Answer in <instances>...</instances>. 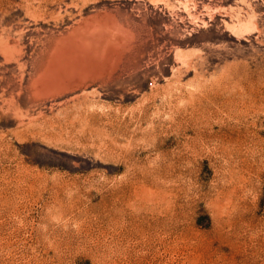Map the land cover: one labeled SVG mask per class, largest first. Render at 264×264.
I'll return each mask as SVG.
<instances>
[{"label": "rangeland", "instance_id": "374dc122", "mask_svg": "<svg viewBox=\"0 0 264 264\" xmlns=\"http://www.w3.org/2000/svg\"><path fill=\"white\" fill-rule=\"evenodd\" d=\"M93 20L136 46L36 91ZM263 95L264 0H0V264H264Z\"/></svg>", "mask_w": 264, "mask_h": 264}, {"label": "bare ground", "instance_id": "6f19581e", "mask_svg": "<svg viewBox=\"0 0 264 264\" xmlns=\"http://www.w3.org/2000/svg\"><path fill=\"white\" fill-rule=\"evenodd\" d=\"M45 3V2H44ZM54 3V2H53ZM75 4V3H74ZM46 5V4H45ZM20 6V5H19ZM34 7V6H33ZM37 15V14H36ZM40 16V15H39ZM112 18V17H111ZM105 19V18H104ZM36 20V19H35ZM44 20V19H43ZM109 20H111L109 18ZM113 20V19H112ZM115 22V23H114ZM114 25L117 24L115 19ZM83 23V22H82ZM113 23L111 25H113ZM110 25V24H109ZM105 20L102 23L97 21H88L84 23L83 30L75 32L72 36L68 37L66 41L58 43L60 44L55 51L51 54L47 61L44 72L40 75L39 79L34 83V88L40 93L46 94H58L70 89L75 81H82L88 76V72L101 73V70L91 69L88 70V65L92 63V60H98L106 63V60H110L114 55L122 53L124 49H131L134 45L135 34L129 30H123L114 26H109ZM106 29H104V27ZM103 27V28H102ZM119 27V26H118ZM121 27V25H120ZM123 27V26H122ZM81 28V27H80ZM17 40V39H16ZM136 40V39H135ZM19 42V41H18ZM16 43V42H15ZM14 44V43H13ZM103 48V49H101ZM130 52V51H129ZM134 52V51H133ZM183 52V51H182ZM179 53V52H178ZM15 54V53H14ZM122 55V54H121ZM181 56V55H180ZM120 55L118 56V58ZM185 57V56H184ZM110 58V59H109ZM116 58V57H115ZM115 58H112L113 60ZM122 59V58H121ZM184 59V58H183ZM182 64L188 60H183ZM186 59H188L186 57ZM129 61V60H128ZM191 61V60H190ZM109 62V61H107ZM137 62V61H136ZM105 63L101 65L105 67ZM118 63V61H117ZM120 63V62H119ZM130 63V62H129ZM134 63V62H133ZM132 63V64H133ZM189 63V62H188ZM123 64V63H122ZM187 64V63H186ZM94 65V64H93ZM106 66L107 63H106ZM110 66V65H109ZM112 66V64H111ZM137 66V64L135 65ZM190 66V65H189ZM187 66V67H189ZM116 67V66H115ZM182 67V66H181ZM109 68V67H108ZM112 68V67H111ZM131 68V67H130ZM106 67L104 71H106ZM116 69V68H115ZM129 69V68H128ZM183 69V68H182ZM181 69V70H182ZM185 69V68H184ZM190 69V68H189ZM111 70V69H110ZM109 71V70H108ZM179 72V71H178ZM104 73V72H103ZM131 73V72H130ZM174 73V72H173ZM177 73V72H176ZM180 73V72H179ZM77 74V75H75ZM97 74V75H98ZM102 74V73H101ZM199 74V73H198ZM90 75V74H89ZM174 76V75H173ZM198 76V75H197ZM91 78V77H89ZM88 78V79H89ZM221 78V77H220ZM201 79V78H200ZM83 82V81H82ZM174 83V82H173ZM199 84V83H198ZM206 84V83H205ZM77 85V84H76ZM170 85V83H169ZM180 85V84H179ZM200 86V85H199ZM251 87V84L249 85ZM75 87V86H74ZM73 87V88H74ZM80 87V86H79ZM82 87V86H81ZM170 87V86H169ZM175 87V86H174ZM239 87V86H238ZM255 87V86H254ZM76 88V87H75ZM78 88V87H77ZM195 88V87H194ZM206 88V87H205ZM153 89V88H152ZM241 89V88H239ZM34 90V89H33ZM243 90V89H241ZM250 90H254L253 88ZM72 91V90H71ZM161 91V90H160ZM255 91V90H254ZM260 91V90H259ZM166 96L171 100V91H166ZM246 92V91H245ZM251 92V91H250ZM207 93V92H206ZM258 94L260 92H257ZM93 94V93H92ZM158 94V93H157ZM211 94V92H210ZM217 94V93H216ZM256 94V93H255ZM261 94V93H260ZM241 95V94H240ZM249 95V94H248ZM53 96V95H52ZM55 96V95H54ZM156 95L152 94L148 96L146 101H153ZM165 96V97H166ZM242 96V95H241ZM251 96V95H250ZM259 96V95H258ZM211 97V96H210ZM262 97V96H261ZM264 97V95H263ZM213 98V97H212ZM247 98V97H246ZM260 98V97H259ZM163 99V98H162ZM183 99V98H182ZM250 99V98H249ZM257 99V97H256ZM262 99V98H261ZM169 100V101H170ZM230 100V99H229ZM260 100V99H258ZM228 101V100H227ZM261 101V100H260ZM226 102V100H225ZM239 102V101H238ZM255 102V100H254ZM262 102V101H261ZM260 102V103H261ZM179 103V102H178ZM231 103V102H230ZM219 104V103H218ZM254 104V103H253ZM259 104V103H258ZM210 105V104H209ZM77 106V105H76ZM75 106V107H76ZM80 106V105H79ZM107 106V105H106ZM74 107V106H73ZM169 108V107H168ZM212 108V107H211ZM236 108V107H235ZM77 109V107H76ZM84 109V108H83ZM170 109V108H169ZM144 108H141L138 115L135 117L138 120H143L147 116V112H144ZM179 110V109H178ZM264 110V109H263ZM164 111V110H162ZM212 113V110H210ZM215 111V110H214ZM59 112V111H58ZM67 112V111H66ZM209 112V111H208ZM233 112V111H232ZM62 113V112H61ZM231 113V112H230ZM235 113V112H234ZM67 114V113H66ZM78 114V113H77ZM82 114V113H81ZM193 114V113H192ZM196 114V113H195ZM198 114V113H197ZM77 116V115H76ZM195 116V115H194ZM120 117V116H119ZM201 117V116H200ZM93 118V117H92ZM147 118V117H146ZM69 120V119H68ZM102 120V119H101ZM104 120V119H103ZM175 121V120H174ZM103 122V121H101ZM96 123V121H95ZM106 123V122H105ZM165 123V121H164ZM190 123V122H189ZM62 124V123H61ZM140 124V122H139ZM108 125V124H107ZM177 126V125H176ZM134 127V126H133ZM160 127V126H159ZM230 127V126H229ZM60 128V127H59ZM106 128V127H105ZM144 128V127H143ZM173 128V127H172ZM180 129V127H179ZM112 130V129H111ZM91 131V130H90ZM148 132V131H147ZM205 133V132H204ZM234 134V133H233ZM107 137V136H106ZM150 138V137H149ZM232 142V141H231ZM107 145V144H106ZM229 146V145H228ZM239 149V148H238ZM237 151V150H236ZM234 152V151H233ZM229 154V153H228Z\"/></svg>", "mask_w": 264, "mask_h": 264}]
</instances>
